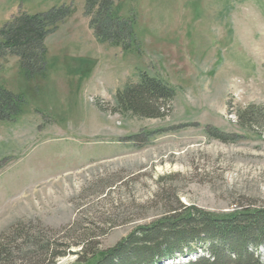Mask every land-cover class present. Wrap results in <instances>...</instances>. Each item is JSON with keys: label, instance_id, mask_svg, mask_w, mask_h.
Segmentation results:
<instances>
[{"label": "rangeland", "instance_id": "374dc122", "mask_svg": "<svg viewBox=\"0 0 264 264\" xmlns=\"http://www.w3.org/2000/svg\"><path fill=\"white\" fill-rule=\"evenodd\" d=\"M86 5L0 0V30L71 8L41 73L0 57V86L23 96L0 121V261L98 264L178 202L213 216L263 210L264 0H124L127 50L98 41ZM144 74L175 92L162 118L119 107Z\"/></svg>", "mask_w": 264, "mask_h": 264}, {"label": "trees", "instance_id": "16d2710c", "mask_svg": "<svg viewBox=\"0 0 264 264\" xmlns=\"http://www.w3.org/2000/svg\"><path fill=\"white\" fill-rule=\"evenodd\" d=\"M122 1L87 0L86 14L100 43L127 50L133 42L134 29L128 20L116 15V5ZM70 9L55 8L37 15L23 13L6 23L0 30V57L11 54L19 58L23 73L26 70L29 74L41 73L46 66V38L71 15ZM174 97V90L144 74L137 85L118 94L117 100L126 112L162 118L160 112ZM20 102H23L22 95L0 86V121L14 118L19 113ZM167 211L159 221L138 229L106 251L98 264H163L178 254L198 250L207 253L188 264H264L260 253L264 246V209L258 213L246 210L239 215L213 216L178 202L176 209ZM0 263L15 264L7 259Z\"/></svg>", "mask_w": 264, "mask_h": 264}]
</instances>
